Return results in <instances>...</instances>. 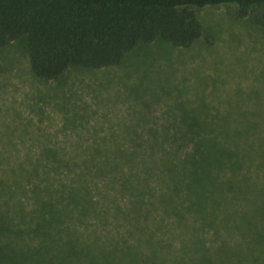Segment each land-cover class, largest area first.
Segmentation results:
<instances>
[{"label": "rangeland", "instance_id": "obj_1", "mask_svg": "<svg viewBox=\"0 0 264 264\" xmlns=\"http://www.w3.org/2000/svg\"><path fill=\"white\" fill-rule=\"evenodd\" d=\"M197 13L188 47L155 40L56 79L33 74L27 37L0 47V177H19L0 181V264H264V27L226 5ZM183 113L235 151L199 200L158 163ZM54 157L79 161L58 172Z\"/></svg>", "mask_w": 264, "mask_h": 264}, {"label": "trees", "instance_id": "obj_2", "mask_svg": "<svg viewBox=\"0 0 264 264\" xmlns=\"http://www.w3.org/2000/svg\"><path fill=\"white\" fill-rule=\"evenodd\" d=\"M219 5L229 6L236 16L248 17L264 27V0H0V47L27 37L26 51L33 74L56 79L72 67L118 65L127 52L155 40L188 47L203 32L197 9ZM186 115L181 114L184 120L172 132L157 136L155 144L162 153L158 163L163 166V182L185 188V195L199 200L198 195H203L208 185H221L213 170L233 165L230 156L235 151L228 146L230 141L222 140L223 129L210 135L211 127L205 120L191 116L186 121ZM168 153H173L175 161L164 157ZM66 160L54 157L52 169L65 172L69 169L65 163L79 161ZM91 160L93 164L97 159ZM41 161L37 159L32 174L38 172ZM94 165L97 171L102 170L100 164ZM20 166L22 172L32 170ZM50 167L45 164L47 170ZM11 174L0 177L1 183L19 181L16 171L12 179ZM79 176L81 189L71 192L74 198H83L78 193L88 184L83 172ZM50 179L46 177L45 182L50 183ZM124 182L133 189L142 185L129 178Z\"/></svg>", "mask_w": 264, "mask_h": 264}]
</instances>
